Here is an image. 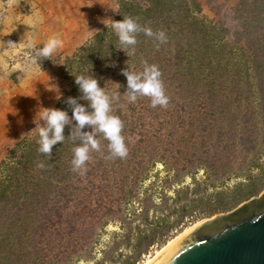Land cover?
Listing matches in <instances>:
<instances>
[{"label": "trees", "instance_id": "trees-1", "mask_svg": "<svg viewBox=\"0 0 264 264\" xmlns=\"http://www.w3.org/2000/svg\"><path fill=\"white\" fill-rule=\"evenodd\" d=\"M117 6L113 21L135 18L153 31L165 32L167 43L138 32L135 46H122L111 25L63 60L35 59L42 68L60 61L61 79L70 90L57 105L70 119V97L93 111L75 78L98 81L109 97L111 114L124 122L129 154L109 159L108 141L96 132L101 151L91 153L87 172L80 175L71 165L73 148L81 145L75 120L65 126V140L53 147L51 159L38 152V132L24 137L0 161V264L90 260L99 233L111 222L124 221V206L157 163L167 172L165 184H180L186 176L193 182L192 189L174 190L181 211L176 223L195 211L206 216L226 212L264 189V0H235L232 11L240 31L234 45L215 35L194 0H117ZM144 62L159 67L170 98L167 108H153L150 98L139 95L130 102L122 70L142 74ZM200 169L204 180L197 182ZM253 169L259 174L252 176ZM232 178L244 182L206 198L199 194ZM167 200L163 196L161 204ZM142 201L140 219L146 223L155 205L150 195ZM168 231L167 225L139 230L133 261L156 235ZM106 259L113 261L109 252L93 264Z\"/></svg>", "mask_w": 264, "mask_h": 264}, {"label": "rangeland", "instance_id": "rangeland-1", "mask_svg": "<svg viewBox=\"0 0 264 264\" xmlns=\"http://www.w3.org/2000/svg\"><path fill=\"white\" fill-rule=\"evenodd\" d=\"M117 0H0V161L15 148L24 137L38 132L37 124L45 126L40 120L44 108L59 109V98L70 90L67 81L61 79L60 61L48 67H41L35 59V49L44 46L51 38L62 41L52 58L63 60L65 56L79 50L93 33L113 24L112 6ZM200 7V18L209 24L215 35L222 36L234 45L235 34L240 26L232 11L235 0H194ZM15 43L11 45L9 42ZM243 43V39H242ZM264 165V157L260 160ZM252 176L259 174L253 169ZM203 170H198L195 180H204ZM167 172L157 163L145 180L140 182L137 195L123 208L124 221H114L105 226L93 244L92 258L80 260L75 264H93L109 252L112 262L103 264H142L149 256L174 239L185 228L200 221L228 213L217 212L206 216L193 212L179 217V202H174V190L180 187L193 188V182L186 176L180 184H165ZM242 178H232L217 188H207L200 195L208 197L217 191H229ZM264 189L259 193H263ZM150 195L155 208L148 210V221L142 222L140 213L143 198ZM163 196L168 198L161 204ZM258 196V195H257ZM256 196V197H257ZM246 202V201H245ZM169 226L166 236L156 235L154 243L134 260L133 244L139 230L155 226L160 230ZM159 234V233H157ZM129 235L130 240L125 241Z\"/></svg>", "mask_w": 264, "mask_h": 264}, {"label": "clouds", "instance_id": "clouds-1", "mask_svg": "<svg viewBox=\"0 0 264 264\" xmlns=\"http://www.w3.org/2000/svg\"><path fill=\"white\" fill-rule=\"evenodd\" d=\"M112 27L122 46H135L137 44L136 35L143 32L147 37L156 36L161 43H167V36L163 31H153L151 27L141 25L137 19L123 17L120 21H113ZM15 45L13 42H9ZM62 46V41L51 38L40 49L35 51V56L42 59H51L56 50ZM127 78L128 88L131 92L129 100L132 103L137 101V96L148 97L151 107L167 108L170 98L166 95L162 80V73L157 65H148L144 62L142 74H132L127 70H122ZM75 83L79 86L83 97L90 102L93 109L91 113L78 104L74 98H69L68 103L73 106L72 117L64 110L44 108L40 115V120L45 121V126L37 124L38 129V152L51 159L52 150L58 143L65 140L64 129L71 120L76 122V130L81 139V145L73 148V159L71 161L72 171L80 175L87 172V163L92 159V152L101 151V143L95 138L96 132L102 133L103 138L108 141L109 159H125L129 154V149L122 135L124 122L115 115L109 103V97L105 91L99 87L98 81L83 75L75 78ZM86 126L94 129L93 132H82ZM43 167V164L39 165Z\"/></svg>", "mask_w": 264, "mask_h": 264}, {"label": "water", "instance_id": "water-1", "mask_svg": "<svg viewBox=\"0 0 264 264\" xmlns=\"http://www.w3.org/2000/svg\"><path fill=\"white\" fill-rule=\"evenodd\" d=\"M148 264H264V192L192 227Z\"/></svg>", "mask_w": 264, "mask_h": 264}, {"label": "bare ground", "instance_id": "bare-ground-1", "mask_svg": "<svg viewBox=\"0 0 264 264\" xmlns=\"http://www.w3.org/2000/svg\"><path fill=\"white\" fill-rule=\"evenodd\" d=\"M201 222H204V221H200V222H197L195 223L194 225L188 227V228H185L181 233H179L174 239L168 241V243L163 246L160 250H157L153 256H149L147 257V259L145 261H143L142 264H148L150 263L157 255H159L168 245H170L175 239H177L180 235H182L183 233H185L186 231H188L189 229H191L192 227L196 226L197 224L201 223Z\"/></svg>", "mask_w": 264, "mask_h": 264}, {"label": "crops", "instance_id": "crops-1", "mask_svg": "<svg viewBox=\"0 0 264 264\" xmlns=\"http://www.w3.org/2000/svg\"><path fill=\"white\" fill-rule=\"evenodd\" d=\"M112 8H113V10H112L111 18H110L111 22H113L114 17H115L116 12H117V9H118L117 1H115V3H113ZM98 32H99V31H98ZM95 33H97V32H95ZM95 33H93L92 36H93ZM92 36H91V37H92ZM87 40H88V39H87ZM84 43H85V42H84ZM84 43H83V44H84ZM83 44H82V45H83ZM82 45H81V46H82Z\"/></svg>", "mask_w": 264, "mask_h": 264}]
</instances>
